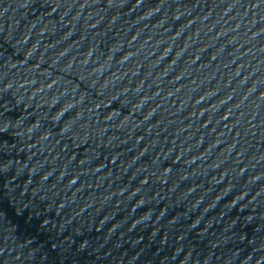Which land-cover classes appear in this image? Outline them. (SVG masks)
<instances>
[{
	"label": "water",
	"instance_id": "water-1",
	"mask_svg": "<svg viewBox=\"0 0 264 264\" xmlns=\"http://www.w3.org/2000/svg\"><path fill=\"white\" fill-rule=\"evenodd\" d=\"M264 7V0H0V137Z\"/></svg>",
	"mask_w": 264,
	"mask_h": 264
}]
</instances>
